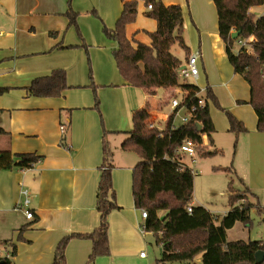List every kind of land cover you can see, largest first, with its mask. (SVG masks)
<instances>
[{"label":"crops","instance_id":"crops-1","mask_svg":"<svg viewBox=\"0 0 264 264\" xmlns=\"http://www.w3.org/2000/svg\"><path fill=\"white\" fill-rule=\"evenodd\" d=\"M140 1L139 6L136 1L135 21L126 26V36L134 46L151 45L150 34L157 30L156 20L147 16L146 1ZM161 1L165 6L182 7L188 47L185 63L189 56L199 54L200 75L193 83L205 91L202 96L210 91L216 100L207 99L215 131L203 137V146L220 151V137L229 139L234 154L238 150L235 170L244 177L243 165L248 170L253 164L264 165V133L258 131V117L250 105L251 88L229 62L214 2ZM123 6L122 0H0V88L11 89L0 98V129L5 132L0 135V151L41 158L29 170L0 171L2 257H11L15 246L12 258L18 263L53 264L59 244L69 238L66 264H147L148 255L142 258L141 252L146 251L151 234L141 233L140 224L145 221L133 197V171L141 158L121 148L132 130L135 108L125 96L132 86L117 69L113 57L117 43L101 32L102 26L115 29ZM68 13L75 14L74 24ZM55 70L67 74L68 89L61 97L27 94L35 79ZM89 85L98 89V105ZM158 91L153 96L145 92V103L136 111L149 107L150 116H157L164 126L171 115V97L179 90L162 91L160 97ZM211 107L216 111L212 113ZM166 109L169 113L163 114ZM227 112L242 123L245 132L235 134ZM175 124L181 123L175 120ZM105 145L111 153L108 159ZM106 164L112 165L117 208L108 216L109 254L89 262L93 242L76 235L91 234L101 225L97 197ZM198 174L195 170L194 175ZM26 201L33 220L25 216Z\"/></svg>","mask_w":264,"mask_h":264},{"label":"trees","instance_id":"trees-1","mask_svg":"<svg viewBox=\"0 0 264 264\" xmlns=\"http://www.w3.org/2000/svg\"><path fill=\"white\" fill-rule=\"evenodd\" d=\"M123 12L115 29L105 28L106 35L117 43L113 57L117 69L127 84L140 88L148 95L158 90L177 89L185 97L183 104L191 108L198 105L199 87L182 83L178 69L183 63L171 52L178 44L185 52L184 17L179 5L165 6L161 0H145L153 10L147 16L157 22V30L150 34L151 45H133L126 36V26L133 23L137 15V2L122 0ZM218 15L219 35L226 46V53L236 74L242 76L251 88L250 105L258 117V131L264 133V14L257 17L252 10L264 5V0H213ZM70 24L76 22L75 14L68 13ZM239 38L232 39L233 33ZM254 37L253 53L243 48L233 52V43ZM68 89L67 74L55 70L51 75L35 79L26 89L31 97L57 98ZM9 88H0V98ZM206 98L216 102L210 91ZM98 105V100L96 99ZM235 134L246 131L245 127L231 113H226ZM149 107L135 111L133 128L121 148L137 153L141 161L133 171V197L135 206L148 213L146 229L153 232L156 242L162 247V258L158 264H257L256 254L264 253V241H229L228 231L240 223L251 225V212L258 209L264 216L255 194L246 187L250 201L235 191L229 183V211L220 221L203 206L193 204L194 178L192 169L182 162L177 152L184 141L197 145V154L214 157L220 151H209L203 146V137H211L214 125L210 117L208 102L198 107L186 124L175 125L172 116L163 127L149 129ZM200 127V128H199ZM5 132L0 129V135ZM107 159L111 153L105 145ZM41 161L35 154L14 155L10 150L0 151V171L14 169L29 170ZM98 186L97 208L101 214V225L91 234L76 235L93 242L89 262L109 254L107 238L108 216L117 208L113 198L112 165H104ZM228 175L236 176L233 168H220ZM240 182L242 183V179ZM191 208V212H189ZM163 213V214H162ZM162 214V215H161ZM70 239H64L58 246L53 264H66L65 249ZM16 255L13 247L11 257ZM0 264H14L10 258L2 257ZM264 264V263H262Z\"/></svg>","mask_w":264,"mask_h":264},{"label":"rangeland","instance_id":"rangeland-1","mask_svg":"<svg viewBox=\"0 0 264 264\" xmlns=\"http://www.w3.org/2000/svg\"><path fill=\"white\" fill-rule=\"evenodd\" d=\"M138 2V6L141 3L140 0H136ZM145 3V2H144ZM147 6V3H145ZM253 14L257 17L264 14V5L258 8L253 9ZM105 26H102L101 32L103 35L108 38L105 32ZM77 35L80 36V33L77 32ZM109 39V38H108ZM240 50V45L238 41L233 43V52L237 53ZM171 52L183 63H185L186 52L179 47L178 44L174 45L171 49ZM88 64V59H87ZM93 76V72H91V68L89 70L88 65V77L92 81L91 77ZM195 80L188 79L186 81L181 80L182 83H192L194 84ZM3 86V85H0ZM90 89L93 91L94 96L98 100L97 97V87L95 85H89ZM107 88H114V85H107ZM11 89H9L10 91ZM8 91V92H9ZM163 90L158 91V96H162ZM125 96L127 99V104L129 106L132 103L135 109L137 110V106H143L146 100V93L140 88L129 87L126 89ZM181 96V95H179ZM182 97V96H181ZM132 107V108H133ZM212 113L216 111L211 107ZM169 109L163 111V114H168ZM221 113V112H220ZM133 115V113H132ZM132 115H131V129L132 125ZM177 124H180V120L176 119ZM163 127V125L161 126ZM236 140V139H235ZM239 142H237L238 147ZM232 143L225 136L220 137V149L221 153L214 157H202L198 156L197 165L194 162L187 158H184L185 163L194 171H200V174L195 175L194 178V204L197 206H203L208 211H210L219 221L220 219L229 211L228 205V196H229V183L233 182V186L235 191L242 194L245 198L250 201H254L253 197L248 195L246 192V185L253 189L254 193L258 196V201L261 207L264 209V165L253 164L252 168L248 170L246 165H243L241 171L244 174V177L237 173L236 176H231L223 172L222 170H217L220 168L231 167L236 171V167L234 164V160H236V154L238 150L236 148V154L234 148H230ZM234 158V159H233ZM198 168V169H197ZM240 177L244 179V182H240ZM255 202V201H254ZM163 214V213H162ZM229 241L236 240H244V241H264V216H261L259 210L256 208L251 212V225L250 227H246L240 223L236 224L235 227L228 231L227 236ZM147 249L146 253L148 255L147 264H158V262L162 258L163 249L156 242V238L153 235L148 236L147 240ZM10 259L12 257H9ZM14 264H24L18 263L12 258ZM200 264V261H197ZM171 264H183V263H171Z\"/></svg>","mask_w":264,"mask_h":264},{"label":"built area","instance_id":"built-area-1","mask_svg":"<svg viewBox=\"0 0 264 264\" xmlns=\"http://www.w3.org/2000/svg\"><path fill=\"white\" fill-rule=\"evenodd\" d=\"M147 9L149 11L153 10L152 4L147 5ZM255 40L254 37H250L247 39L240 40L238 44L240 45V48H243L249 55L253 53V44ZM198 59H199V54H193L189 56L187 62L182 65L178 69V76L180 80H197L200 75V70L198 68ZM205 91L200 89L199 92L196 94L199 97L198 105H194L191 108L186 107L183 104V101L185 99L184 96L180 94V91L177 92V94L172 95L171 100L169 102V108L171 110V115L168 117V120L173 116L174 117V124L175 120L178 118L180 120L181 124H186L189 122L190 118L192 115L197 111L198 107H204L205 104L207 103V98L205 96H202ZM181 95V96H179ZM176 125V124H175ZM162 125L160 124V121L158 117H153L150 116L148 120V127L149 129H155L156 127H161ZM61 130L63 133H65V127H61ZM197 145L194 144L190 140H186L183 142V144L179 147L178 153L182 156V162L185 163L184 158H189L191 159L194 164L197 162L198 154H197ZM195 174V171H193ZM28 201L25 203V216L28 220H33L34 215L31 211L28 209ZM189 212H191V208H189ZM141 219L145 221V223L140 224V230L143 235H154L153 232H149L146 229V220L148 219V213L145 210H141ZM141 257L145 258L147 257V253L145 251L141 252Z\"/></svg>","mask_w":264,"mask_h":264},{"label":"water","instance_id":"water-1","mask_svg":"<svg viewBox=\"0 0 264 264\" xmlns=\"http://www.w3.org/2000/svg\"><path fill=\"white\" fill-rule=\"evenodd\" d=\"M239 33H233V35H232V39L233 40H236V39H238L239 38ZM200 128V127H199ZM256 263L257 264H262V263H264V253L263 252H259V253H257L256 254Z\"/></svg>","mask_w":264,"mask_h":264}]
</instances>
